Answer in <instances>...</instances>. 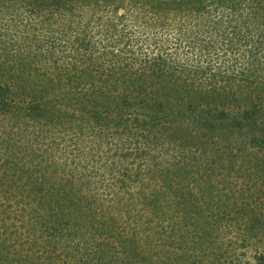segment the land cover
Masks as SVG:
<instances>
[{"label": "trees", "instance_id": "1", "mask_svg": "<svg viewBox=\"0 0 264 264\" xmlns=\"http://www.w3.org/2000/svg\"><path fill=\"white\" fill-rule=\"evenodd\" d=\"M0 264H264V0H0Z\"/></svg>", "mask_w": 264, "mask_h": 264}]
</instances>
